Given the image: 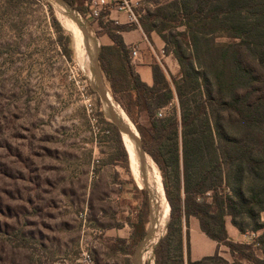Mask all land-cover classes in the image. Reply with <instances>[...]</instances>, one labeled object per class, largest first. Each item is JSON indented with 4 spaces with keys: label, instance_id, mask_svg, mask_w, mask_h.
<instances>
[{
    "label": "trees",
    "instance_id": "obj_1",
    "mask_svg": "<svg viewBox=\"0 0 264 264\" xmlns=\"http://www.w3.org/2000/svg\"><path fill=\"white\" fill-rule=\"evenodd\" d=\"M64 1L79 16L87 17L91 0ZM48 11L58 25L50 4ZM160 11L144 17L141 29L144 34L156 32L179 70L177 76L167 77L162 67L153 65L151 86L131 66L130 49L121 37L128 28L109 20L93 22L96 38L106 36L111 42L99 48L103 80L138 132L145 154L162 174L169 219L166 233L153 247V264H229L218 250L199 261L191 260V217L209 240L229 250L234 262L264 264V221L260 218L264 212V0H172L164 13ZM154 19L160 22L159 28ZM168 30L175 35L168 37ZM217 36L228 42L215 43ZM68 40L65 52L70 59L72 37ZM141 116L147 126L139 123ZM106 124L105 132L115 136L120 148L132 199L140 200L135 216L122 219L131 228L128 244L117 240L133 249L150 223V195L146 186L139 188L132 179L121 136L111 123ZM179 161L181 177L177 174L173 193L167 167H178ZM223 165L228 171L222 170ZM245 178L249 185H244ZM227 220L241 234L253 235L251 242L231 240Z\"/></svg>",
    "mask_w": 264,
    "mask_h": 264
},
{
    "label": "rangeland",
    "instance_id": "obj_2",
    "mask_svg": "<svg viewBox=\"0 0 264 264\" xmlns=\"http://www.w3.org/2000/svg\"><path fill=\"white\" fill-rule=\"evenodd\" d=\"M171 1L139 0L140 27L144 17L154 16L158 9L164 13ZM48 4L58 25L52 21ZM61 10L51 0H0V264H84L82 252L93 264H133L136 247L118 243L108 228L137 213L140 200L132 199V184L121 167L115 136L105 132L109 121L85 45L82 42L78 55L72 32L63 27L73 22ZM78 17L100 48L94 21ZM154 22L159 28L160 22ZM150 34L159 37L156 32L145 35L149 38ZM165 34L171 37L175 32ZM69 36L70 59L65 52ZM227 42L225 37L215 38L217 44ZM159 61L156 64L162 67L163 59ZM139 123L147 126L144 116ZM151 170L163 189L162 174L147 155L144 173L139 165V180L131 177L139 188L146 186L150 216L156 217ZM222 170L228 167L223 165ZM181 171V161L178 167L168 164L173 193ZM243 181L250 184L247 178ZM260 218L264 221V212ZM168 219L164 226L155 220L140 264H153L152 250L166 233ZM251 240L250 236L242 243ZM223 249L220 257L229 264H247L234 262L229 250ZM255 253L262 256L260 250Z\"/></svg>",
    "mask_w": 264,
    "mask_h": 264
},
{
    "label": "crops",
    "instance_id": "obj_3",
    "mask_svg": "<svg viewBox=\"0 0 264 264\" xmlns=\"http://www.w3.org/2000/svg\"><path fill=\"white\" fill-rule=\"evenodd\" d=\"M107 16L109 21H117V25L128 28L121 33V37L127 48L131 49L134 47L137 50V56L135 57V59H132L130 63L135 73L139 76L140 80L143 83L148 86H151L153 84L152 66L156 64L157 60L159 61L161 59H163L162 69L167 77L169 75H177L178 66L176 60L171 54H166L164 52V43L159 39V37H154L153 34H150V37L148 38L141 28L129 26L126 23L127 19L124 13L110 10ZM92 25L96 29V23H93ZM97 41L99 42V46H106L111 44L106 36L98 37ZM159 63L161 62L159 61ZM134 216L135 214L134 212H132L129 215V218H132ZM225 228L229 238L238 243L247 242L246 240L249 239L250 236L253 237V235H250L248 233L241 234L234 226H232L229 220L226 221ZM108 232L110 236L114 237V239L125 240L128 244L131 235V228L126 222H122L118 227L110 226L108 228ZM189 242L190 258L192 261H199L204 257L212 256L217 250L220 255H222V252H225L223 246H218L217 243L209 240L201 232L198 221L193 217L189 219ZM139 262V260H135L132 257L133 264H140Z\"/></svg>",
    "mask_w": 264,
    "mask_h": 264
},
{
    "label": "water",
    "instance_id": "obj_4",
    "mask_svg": "<svg viewBox=\"0 0 264 264\" xmlns=\"http://www.w3.org/2000/svg\"><path fill=\"white\" fill-rule=\"evenodd\" d=\"M51 1L59 5L68 14V16L75 23V25L77 26L81 34L82 42L85 45L88 56L92 63V73H93V76L96 82V91L100 98V101L104 105V116L116 128L120 136L122 134H127L132 138L133 136L131 135L129 131V127L124 123L123 119L118 115L117 111L115 110V105L113 104V102H111L110 94L105 87L104 80H103V77H102V74L99 68V64H98L99 48L94 43V40L89 35V32L87 31V29L79 21L78 13L66 1L64 0H51ZM134 141L139 149L138 161H139L141 173H144V163H145L146 154L142 148L139 135H138V139ZM125 151L127 153L128 160H129V155H128V151L126 148H125ZM154 222H155V216L151 215L150 216V227L147 229L145 237L138 244V246L136 247L134 251L133 258L135 260L140 259L142 249L149 242L150 236L152 233V228L155 226Z\"/></svg>",
    "mask_w": 264,
    "mask_h": 264
},
{
    "label": "bare ground",
    "instance_id": "obj_5",
    "mask_svg": "<svg viewBox=\"0 0 264 264\" xmlns=\"http://www.w3.org/2000/svg\"><path fill=\"white\" fill-rule=\"evenodd\" d=\"M61 11L65 12L63 9ZM63 27L72 32L73 37L75 38V50H76L77 54L79 55L82 51L83 46H82L81 34H80L77 26L73 22V23H63ZM111 102H112V100H111ZM115 110L117 111L118 115L123 119L124 123L129 127V131H130L131 135L133 136L132 137L133 139H132L129 135L122 134L121 140H122L123 146L128 151L131 173L135 178H137V177H139V172H140L139 171V165H138L139 149H138L134 140L138 139V133H137L135 127L133 126V124L130 122V120L125 115V113H123V111L121 109L116 108V106H115ZM146 175H148V174H146ZM150 175L152 177V179H151L152 180V185H151L152 186V194H153V196L156 200V204H157V213H156L155 220L157 222V225L161 226L168 219L169 205L165 199V196H164L165 194L163 192L162 186H161L158 178L156 177V175L154 174V172L152 170L150 172ZM147 258H149V257H147Z\"/></svg>",
    "mask_w": 264,
    "mask_h": 264
},
{
    "label": "built area",
    "instance_id": "obj_6",
    "mask_svg": "<svg viewBox=\"0 0 264 264\" xmlns=\"http://www.w3.org/2000/svg\"><path fill=\"white\" fill-rule=\"evenodd\" d=\"M139 5V0H91L88 4V17L97 20L102 17L108 20V16H102L110 10L124 13L126 15V23L129 26L141 28L138 20L136 9ZM117 24V21L114 22ZM137 56V50L133 47L130 49V61ZM161 116V114H159ZM159 240V239H158ZM158 242V241H157ZM82 262L84 264H93L92 259L86 252L81 253Z\"/></svg>",
    "mask_w": 264,
    "mask_h": 264
}]
</instances>
